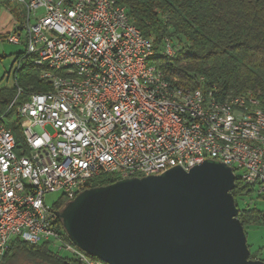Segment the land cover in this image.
<instances>
[{
  "label": "built area",
  "instance_id": "2783aa9c",
  "mask_svg": "<svg viewBox=\"0 0 264 264\" xmlns=\"http://www.w3.org/2000/svg\"><path fill=\"white\" fill-rule=\"evenodd\" d=\"M0 7L13 22L3 38L23 45L31 62L54 64L41 77L50 87L63 85L59 94L31 95L30 102L16 106L18 89L0 114V263L19 239L48 244L79 264H100L83 258L59 229V201L53 207L45 201L59 194L70 203L100 176L119 182L156 174L161 165L189 172L203 160H217L230 163L235 178L264 202V140L251 135L253 126L264 127L258 102L210 94L221 116H207L192 105L190 110L165 105L155 95L164 85L146 80L143 67L144 55L155 47L114 0H0ZM162 52L172 58L175 50L166 41ZM85 61L103 66L105 80L85 71ZM180 90L189 97L208 93ZM12 109L11 125L20 123L24 139L20 146L7 121ZM186 115H193V123H186ZM211 128L221 130L224 147L211 144ZM232 131H240L245 144H235Z\"/></svg>",
  "mask_w": 264,
  "mask_h": 264
},
{
  "label": "water",
  "instance_id": "95a60500",
  "mask_svg": "<svg viewBox=\"0 0 264 264\" xmlns=\"http://www.w3.org/2000/svg\"><path fill=\"white\" fill-rule=\"evenodd\" d=\"M235 179L218 163L172 168L85 190L56 215L69 240L104 264H264L250 259Z\"/></svg>",
  "mask_w": 264,
  "mask_h": 264
},
{
  "label": "trees",
  "instance_id": "16d2710c",
  "mask_svg": "<svg viewBox=\"0 0 264 264\" xmlns=\"http://www.w3.org/2000/svg\"><path fill=\"white\" fill-rule=\"evenodd\" d=\"M114 1L126 8L135 27L153 43L156 54L151 64L157 66L168 81L192 90L216 92L222 99L249 95L264 112V0ZM166 41L175 50L172 58L162 54ZM41 72V68L27 63L17 74V86L0 89V114L8 111L18 89L22 93L16 106L22 105L31 95L51 90L50 85L41 79ZM14 115L15 109L10 110L7 121L20 146L24 139L20 123L11 125ZM116 182L115 176H100L91 180L86 190ZM253 192V188L235 179L232 195L246 235L250 228L264 224V211L245 203ZM256 199L261 200L258 196ZM67 204L64 198H60L55 210L60 212ZM58 225L65 233L60 220ZM67 241L77 247L68 237ZM263 255L261 251L251 253L250 259L264 262ZM0 264L79 263L53 251L48 244L30 245L15 239Z\"/></svg>",
  "mask_w": 264,
  "mask_h": 264
},
{
  "label": "bare ground",
  "instance_id": "6f19581e",
  "mask_svg": "<svg viewBox=\"0 0 264 264\" xmlns=\"http://www.w3.org/2000/svg\"><path fill=\"white\" fill-rule=\"evenodd\" d=\"M155 54L156 52H150L144 55L143 67L145 69L146 80H151L152 83L164 85V88H155V95L163 96L165 105H174V107L180 108L181 110H190V105H192L193 107H200L201 109H203L204 113L207 116H221V107L216 106L215 101H213L210 97V94H215V92L208 94L201 93V96L189 97V91H181V87L175 85V83L171 81H168L164 75H159V69L151 64V61L155 57ZM162 54L164 56H167V52H162ZM174 55L175 52L173 53V56ZM20 59L21 62H19L18 72L21 70V68H23L25 64L31 62V54H23ZM31 63L34 66L41 68L42 72L54 71V64H49L45 61H32ZM85 71L97 73V80H105L104 67L94 64L93 61H85ZM41 79L45 81L44 77H41ZM59 92H63V85H54V87H51L50 94H59ZM244 96H248V102H257L249 95ZM26 102H30V97ZM259 116H264V112L261 109H259ZM186 123H193V115H186ZM211 135V144L214 147L225 146V137L221 136V130L219 128H211ZM251 135L254 136V139L264 140V127L253 126L251 128ZM232 138H234L235 144H245V137L240 131H232ZM204 162H212L219 164V161L217 160H203L200 162V165ZM223 165L231 169L230 163H223ZM172 168H180V165H161V168L156 171V174H149V176L161 175L162 173ZM134 178L136 177H128L127 180ZM82 255L83 258H88L91 261H94L92 257L87 255L83 251ZM94 263L104 264L101 261H94Z\"/></svg>",
  "mask_w": 264,
  "mask_h": 264
},
{
  "label": "rangeland",
  "instance_id": "374dc122",
  "mask_svg": "<svg viewBox=\"0 0 264 264\" xmlns=\"http://www.w3.org/2000/svg\"><path fill=\"white\" fill-rule=\"evenodd\" d=\"M13 22L0 7V89H11L14 87L12 73L15 68L16 59L25 52L23 45L9 44L5 39H1L5 34L12 31ZM10 75V76H8ZM61 198L59 194H52L45 198L46 204L53 207ZM251 208L264 211V202L256 199V195L248 198L246 202ZM247 243L251 253L261 251L264 254V224L250 228L247 231Z\"/></svg>",
  "mask_w": 264,
  "mask_h": 264
},
{
  "label": "crops",
  "instance_id": "0c3cea01",
  "mask_svg": "<svg viewBox=\"0 0 264 264\" xmlns=\"http://www.w3.org/2000/svg\"><path fill=\"white\" fill-rule=\"evenodd\" d=\"M5 13H6V15H8L9 19H11L10 15L7 12H5Z\"/></svg>",
  "mask_w": 264,
  "mask_h": 264
}]
</instances>
